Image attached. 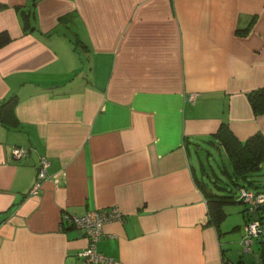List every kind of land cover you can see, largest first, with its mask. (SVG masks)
<instances>
[{
	"label": "crops",
	"instance_id": "obj_1",
	"mask_svg": "<svg viewBox=\"0 0 264 264\" xmlns=\"http://www.w3.org/2000/svg\"><path fill=\"white\" fill-rule=\"evenodd\" d=\"M2 33L16 123H0V264H80L65 219L108 208L122 217L96 249L114 264H259L240 249L244 207L214 227L203 194L228 170L223 125L264 141L247 100L264 87V0H0Z\"/></svg>",
	"mask_w": 264,
	"mask_h": 264
},
{
	"label": "trees",
	"instance_id": "obj_2",
	"mask_svg": "<svg viewBox=\"0 0 264 264\" xmlns=\"http://www.w3.org/2000/svg\"><path fill=\"white\" fill-rule=\"evenodd\" d=\"M32 2L31 5H33ZM24 18V24L27 25L29 23L27 17L24 16ZM6 40L4 33L0 34V45ZM247 100L254 116L264 114V87L248 93ZM14 102L15 99L10 97L0 103V123L8 129L16 123L13 114ZM213 136L224 151L226 158V164H224L228 169L222 171L221 165L220 171H218L220 178L215 175L211 179L216 189L213 192L206 191L203 194L208 223L217 227L225 217L223 207L226 204L235 202L243 206L239 199L240 189L264 195V183L259 185V180H257L258 177L264 175V141L260 135L255 134L245 141L239 142L231 135L225 125ZM261 167L262 170H260ZM257 219L264 224L260 212H257ZM255 244L258 247L259 264H264V233L260 235Z\"/></svg>",
	"mask_w": 264,
	"mask_h": 264
},
{
	"label": "built area",
	"instance_id": "obj_3",
	"mask_svg": "<svg viewBox=\"0 0 264 264\" xmlns=\"http://www.w3.org/2000/svg\"><path fill=\"white\" fill-rule=\"evenodd\" d=\"M194 96H189V101L193 102ZM27 149L22 147H14L11 155L15 159L25 157ZM48 160L44 156H40L37 161V169L34 182L29 190V195H37L41 184L47 179L46 169ZM239 199L244 207V213L247 220L243 225V234L240 240V249L242 253H249L251 247L256 240L263 234V224L257 219V212L264 206V195L254 194L250 191L240 189ZM121 214L115 208L106 210H88L81 216L66 217L65 222L71 227L82 232L86 240V247L81 250L79 257L80 264H114V261L99 253L96 244L101 237L102 226L110 220H121Z\"/></svg>",
	"mask_w": 264,
	"mask_h": 264
},
{
	"label": "rangeland",
	"instance_id": "obj_4",
	"mask_svg": "<svg viewBox=\"0 0 264 264\" xmlns=\"http://www.w3.org/2000/svg\"><path fill=\"white\" fill-rule=\"evenodd\" d=\"M210 152H211V159L214 158V159L216 160V163L219 164L220 162L218 161L217 154H215V152H213V151H211V150H210ZM210 162H212V161L210 160ZM222 162L226 164V158H225V157L223 158ZM213 169H214V171H215L216 176H217L218 178H220V176H219L220 174L217 172V170H215V166H213ZM221 180H222V179H221ZM263 190H264V188H263Z\"/></svg>",
	"mask_w": 264,
	"mask_h": 264
},
{
	"label": "water",
	"instance_id": "obj_5",
	"mask_svg": "<svg viewBox=\"0 0 264 264\" xmlns=\"http://www.w3.org/2000/svg\"><path fill=\"white\" fill-rule=\"evenodd\" d=\"M262 219L264 220V206L259 209ZM263 233H264V224H263Z\"/></svg>",
	"mask_w": 264,
	"mask_h": 264
}]
</instances>
